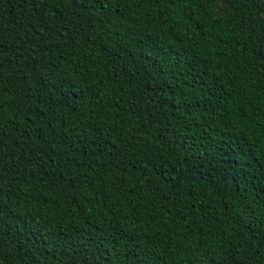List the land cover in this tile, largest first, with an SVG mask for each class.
<instances>
[{"label":"trees","instance_id":"obj_1","mask_svg":"<svg viewBox=\"0 0 264 264\" xmlns=\"http://www.w3.org/2000/svg\"><path fill=\"white\" fill-rule=\"evenodd\" d=\"M0 264H264V0H0Z\"/></svg>","mask_w":264,"mask_h":264}]
</instances>
